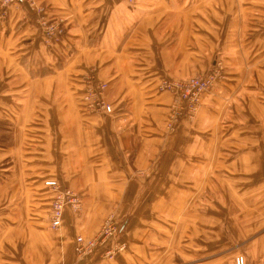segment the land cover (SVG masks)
<instances>
[{"label": "crops", "instance_id": "crops-1", "mask_svg": "<svg viewBox=\"0 0 264 264\" xmlns=\"http://www.w3.org/2000/svg\"><path fill=\"white\" fill-rule=\"evenodd\" d=\"M37 2L62 20L61 41L44 44L19 10L0 23V264H233L224 232L247 264H264V0ZM216 56L235 82L165 143L159 78ZM86 78L108 83L124 114L83 113ZM47 179L85 204L57 232L44 222ZM112 212H133L123 253L75 263L73 233L90 236Z\"/></svg>", "mask_w": 264, "mask_h": 264}, {"label": "rangeland", "instance_id": "rangeland-1", "mask_svg": "<svg viewBox=\"0 0 264 264\" xmlns=\"http://www.w3.org/2000/svg\"><path fill=\"white\" fill-rule=\"evenodd\" d=\"M11 10H19L20 11V17L22 19H24L25 21L32 23L36 20L35 15L33 16V15L25 13L27 10L26 7L18 9L16 6L11 5L9 7H3L0 4V23H3V22L8 20L9 11H11ZM50 19H52V18H50ZM54 20H57V19H54ZM64 34H65V32H64ZM207 64H209V65L207 66L206 69L201 70V71H199L193 75L184 76V77H181L179 79L177 77H172L170 75H164L163 77L159 78V80L155 86L154 92L159 96H165V97H168V99H169V103H168L167 111H166V120L164 121V124H163V128H164L163 131H164V135L166 136L165 143H169V140L171 139L170 137H172L175 134L178 127L182 123L186 122V123L191 124L194 122V120L198 116V113H199L200 108H201L202 103H203V99L206 95H209L214 89L219 88L222 84H224V82H226V83H228L229 81L235 82V79L232 81L231 74L227 73V71L225 69L226 65L224 64V61L222 58H220V56L219 57L218 56L213 57L210 60L208 59ZM193 78H201V79H204V78L207 79L208 78L210 80V86H208V88H206V89L199 90L197 96L195 98H193V102L191 100L185 98L183 93H181L175 89L174 90H170V89H166V88L162 89V87L164 86L163 83L165 81L168 83L178 82L177 84H179V85H185L188 83V81L192 80ZM102 83L106 84V89L103 91L101 97H102L103 101L111 107V112L110 113H104L102 109H100L99 107H96L93 104H90L87 101L86 103L82 102L83 103V106H82L83 107V113H87V114H92V113L97 114L98 113L97 115H99V116L102 115V117H110V116H113L116 114H124V113H118V111L115 110L116 105H112V104H109L107 102V99L105 97V93L108 89V83H106V82H102ZM165 85L167 86L170 84H165ZM83 95H82V97H83ZM113 112H114V114H113ZM161 128H162V126H161ZM120 132H121V130H120ZM130 175H132L133 180L137 181L136 179L140 180V178H143V179H145L146 177L148 178L150 176V172L147 170L146 171L133 170V171H130ZM51 180L56 181V183L59 184V186L61 188L71 190L73 193H75L77 195V197L80 200V209L78 211L73 212V210H71L70 208H65L64 213H63V217H62V223H61V226H62L65 214L69 213L73 217H77V216L82 214L84 207H85V204L83 201V196L78 189H76V188L74 189L73 187H70V186L69 187L64 186L61 183H59V181H57V180H53V179H51ZM46 181H50V179H47L43 182L44 187H46L45 186ZM46 188L49 191V193H50L49 195L51 198H50L49 213L47 214V217L44 218V222H46L47 229L49 231L57 232L60 230L61 226L59 228H56V229H51L50 225H49V216H50V210H51L53 191L49 187H46ZM132 219H133V212L129 213V215L127 217H123L120 219L116 216L115 212H112V215L107 214L106 217L101 219V222H100V224L97 227V230L95 232H93L92 234H87L90 236H85L84 234L82 235V234L73 233L72 255H73L74 262L75 263H84L86 260L88 261L89 259H91L93 256H95L97 254H99L105 260H113L117 255H119L120 253H123V251L126 248V242H128V239L126 237V229H127V226L129 225V223L132 221ZM107 220H111V222L115 225V227L117 228V233L114 234L113 237H111L107 241L105 246L98 247L91 255L82 256L81 254H78L75 251V241H76L77 237L80 236L85 240L92 239L93 237H95L99 233L101 227L103 226V224ZM217 236H218V241L223 242V244H224L223 249L227 253H229L230 249L235 252V255L233 257V264H235V259L238 256L243 257L245 264H247L245 256L241 253V251L237 252V249H238L237 245L240 243V240H236L234 238V237H236V235H232L230 233L224 232V233L218 234ZM149 237H151L150 240L153 241V240H155L156 236L150 235ZM199 239L203 241L206 238L204 239V237L201 236ZM213 241H217L215 236L213 237ZM224 242H226V243H224ZM118 245H121L123 249H121V250L116 249L118 247ZM224 250H214L213 253H215V254L221 253L220 256H227V253L223 252Z\"/></svg>", "mask_w": 264, "mask_h": 264}, {"label": "built area", "instance_id": "built-area-1", "mask_svg": "<svg viewBox=\"0 0 264 264\" xmlns=\"http://www.w3.org/2000/svg\"><path fill=\"white\" fill-rule=\"evenodd\" d=\"M129 1L131 2V0ZM0 4L3 7L16 6L18 9L26 7V14L35 15L36 20L32 23L46 45L55 44L62 39L65 32L62 20L50 19L46 15L45 9L38 4L37 0H0ZM85 83L82 102L86 103L88 101L90 104L102 109L104 113H110L111 107L101 97L103 91L106 89V84L102 82L94 83L92 78H86ZM177 83H168L165 81L162 89H175L183 93L185 98L192 102L199 90L206 89L210 86V80L208 78H193L185 85H179ZM165 84L170 85L166 86ZM45 186L53 191L49 225L51 229H56L61 226L65 208H70L73 212L78 211L80 209V200L75 193L71 190L61 188L56 181H46ZM116 233L117 228L115 225L111 220H107L101 227L99 233L92 239L85 240L78 236L75 241V251L82 256L91 255L98 247L105 246L107 241ZM116 249L121 250L123 248L121 245H118ZM235 264H245L243 257H236Z\"/></svg>", "mask_w": 264, "mask_h": 264}]
</instances>
